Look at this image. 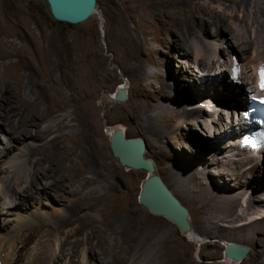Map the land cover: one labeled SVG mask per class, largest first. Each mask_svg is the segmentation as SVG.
<instances>
[{
  "label": "rangeland",
  "instance_id": "1",
  "mask_svg": "<svg viewBox=\"0 0 264 264\" xmlns=\"http://www.w3.org/2000/svg\"><path fill=\"white\" fill-rule=\"evenodd\" d=\"M224 1L196 0L198 5L203 8L205 18L211 19V15L206 11L207 8H211L225 21L223 28L229 30L228 32L224 31L227 33L225 37L212 35L211 31L215 28L213 24H208L205 19L198 17L195 20L190 15L192 13L191 6L194 5L189 0H96L95 11L85 21L78 24L53 20L48 15L44 4L39 0H0V97L2 98L0 103H4L6 109L8 108L6 113L16 115L12 117L17 121L21 117L25 118L28 114L30 115V113L39 117L37 114L38 103H65L63 107L65 113H72L71 117L75 121H72L73 124H70L66 129L56 131L54 135L65 133L76 138L74 156H84L92 170L95 168L96 171L97 166L102 162V157L112 160V166L116 168V172L111 174L113 187L106 188V199L116 204L123 215H127L128 208H133L144 217L146 224H161L166 229L164 233L170 235L175 240L174 242L179 244L177 247L183 249L182 254L170 256L168 264H203L204 262L206 264H264V256H258L259 248L255 246L252 234L249 238H244V242L239 243L247 245L249 248L248 254L240 261L241 263L227 262L223 257V249L226 243H234L229 242L228 239L234 238L237 232L234 233V231L225 229L213 233L208 228V220L200 218L202 211L199 206L201 203L196 194L188 190L179 191L176 189L172 170L169 169L170 165L182 162L180 160L184 154L196 156L199 159L196 154L191 153L186 148L190 142L185 138L189 132V128L187 129L185 125L188 127L189 124L187 125L184 119L175 123L171 118L167 119L165 121L172 130L162 137H157L153 131V125H156L157 121L155 119L149 121L146 117V114L149 113L151 115L156 114V109L160 111L158 107H155L157 103H169L167 96L157 97L155 89H148L146 81L154 86V79L163 78L170 83L168 90L181 97L190 94L192 90L193 82L181 79L185 66L182 61H178L181 56H179L176 44L182 41L184 49H188L189 40L194 32L190 30L187 32L185 24L180 21L176 22L177 27L172 26V21H175V18L181 14L186 13V17L188 16L186 21L189 27L192 28L195 23L200 27L203 33H199V37L207 44L206 47L213 51L209 59L200 57L206 66L211 65V59L219 64L230 60L231 57V59L236 60L238 56L241 65L244 68L246 66L241 76L243 77L245 74L250 79L253 77V70L248 66L249 64L243 65L251 56V50L248 52L242 41L249 40L251 33L244 31L245 18L230 17L231 13L235 11L237 15L240 13L234 4V0ZM238 1L241 3L240 9L243 10L244 0ZM193 14L197 15V12ZM243 14H245L244 11ZM238 27L243 28L239 29ZM236 28L243 30V37ZM205 32L210 34L207 36ZM240 40L242 41L240 42ZM69 41H74L78 45L71 47V42L68 45ZM244 57L246 59L241 60ZM259 61L264 62V59ZM187 62L188 69L197 73L195 70L198 68L195 67L193 55H188ZM179 63L181 66L178 65ZM229 72L226 69L222 82L218 76L214 78H211L212 74L208 76L211 87L206 86V89L214 94L218 84L219 91L225 86L226 88L241 86V80L238 77L235 79L238 80L239 84L233 83L229 78ZM177 77H180L178 82L175 81ZM124 79L128 81L125 86L126 100L112 101L111 97L114 96L116 89L123 83ZM194 84H196L195 90L197 88L203 89V85L201 86L199 82L196 81ZM241 87L243 88V84ZM254 87L256 88V85ZM246 89L247 91L244 90V92L238 91V97L241 96L243 103L245 96L250 93L249 90H252L253 86L251 89L247 87ZM235 90L237 91L239 88H235ZM220 102L222 117L218 122L222 121L223 126H229L227 122L231 115L229 110L233 108V105L222 97ZM167 110H161V113H172L171 109ZM181 124H184L183 127ZM196 124L197 122L193 121L190 127L196 126ZM177 125H179V131L176 130ZM41 126V122L39 126L37 124L38 128L34 126L39 133L42 132ZM116 127L122 129L125 137L141 136L144 138L146 143L144 155L153 160L156 174L162 178L169 189L173 190L174 196L188 210V220L192 227L189 235L181 234L174 223L162 216L148 213L140 204L138 194L141 182L147 176V172L125 167L112 156L108 138L111 129ZM218 127L222 129L220 123H218ZM192 130L202 141L210 142L209 140H212V137L204 136L196 129ZM218 134L216 132V135ZM49 137L50 135H45L41 141L44 142ZM20 138L22 139V137ZM38 142L31 141L30 143L36 147ZM159 145H162L164 150L161 153ZM192 146L196 147L197 143L192 144ZM22 148V145L10 140L0 130V150L7 154H0V168H5L4 161L9 160L13 154ZM43 154L45 155V151ZM43 154L41 151L32 155L27 154L26 158H29L27 166L32 167L31 159L42 157L43 160ZM201 160L203 159L201 158ZM39 164L45 167L49 165L43 161H40ZM215 169L205 166L204 170L209 181L216 182L218 185L227 184L230 187L234 184L233 179H229V175L225 176L226 170H223L220 165L217 169H221L225 177L218 176L215 172L217 169ZM59 170L63 173L65 171L64 169ZM14 172L15 170L11 171L9 176H16L19 181L26 179L22 172H20L21 174ZM254 173H258L260 176L263 172L257 170ZM258 176L254 177L257 178ZM41 180L43 183L46 182L44 179ZM41 180L37 182L40 181L41 183ZM51 180L49 181L51 182ZM243 181L245 182V178ZM25 183L26 181L23 182V185ZM30 193L16 195L15 198L11 199L13 201L9 205L2 204L0 199V229H3L2 223L8 227L13 224L20 227L21 233H26L31 224H36L33 218L35 215L51 216L52 212H58V209L59 214L66 213L64 209L68 208L69 202L65 191L58 194V198L53 196L51 191L46 195L33 189ZM64 202L68 205L65 206ZM217 220L214 219V221ZM122 222L119 218L116 221V226L120 228ZM125 224L126 231L134 227L129 223ZM201 224L206 227L207 238L200 230ZM59 228L65 230L64 225ZM85 233L86 231L83 229L82 235L78 233L79 235L69 236L68 243L64 245V254L61 255L59 247L64 235L50 229L48 234L50 250L47 263L95 264L88 261L84 243L78 242L75 250L68 246L71 241L75 242L74 238L85 236ZM238 233L242 234L243 232ZM36 235L32 236L33 240L39 238H37L39 233ZM123 237L125 240L127 235H123ZM10 240L0 231V264H25L29 244L18 242L16 239L11 240V242ZM205 249L211 251L209 260L202 258L201 253ZM17 251L20 252V258L15 261V252ZM128 263L129 260L126 264Z\"/></svg>",
  "mask_w": 264,
  "mask_h": 264
},
{
  "label": "bare ground",
  "instance_id": "2",
  "mask_svg": "<svg viewBox=\"0 0 264 264\" xmlns=\"http://www.w3.org/2000/svg\"><path fill=\"white\" fill-rule=\"evenodd\" d=\"M189 2L194 5L191 6L192 13H190V15L194 17L195 20L196 17H198L199 19H205L208 24H213L215 28L211 31L212 35L227 36V33H224V31L227 30H224L223 28V26H225V21H223L217 13L213 12L214 10L212 11L211 8L206 9L207 13L211 15V19L208 20V17L205 18L203 16L205 12L203 8L198 5L196 0H189ZM234 4L240 13L237 15L235 11L229 16H233V18H236L237 16L241 19L245 18L243 26L244 31H249L251 33L249 40L242 39L243 41L240 40V42L242 41L244 44L243 46L246 47L248 52L251 50V56L243 63V65L246 63L247 65L249 64L248 66L253 70H251L253 77L250 79L245 74L243 77L241 76L243 69H245L246 66L244 68V66L241 65L238 56L236 57V60L231 59V57L230 60L219 64L216 63L214 59H211V65L206 66L204 60L200 57L209 59L213 54V51L208 49L206 47L207 44H205L199 37V33H203L200 27H198L196 23L195 25H192V28L189 27L186 21L188 16L186 17V13L183 15L181 14L179 17L175 18V21H172V26L177 27L176 24L180 21L185 24V30L187 32H189V30L194 32L189 40L190 44L188 49H184V43L182 41H179L176 44L179 56H181L178 61H182L185 66L181 79L189 82L192 81L193 86L192 88L190 87L192 90L190 94L181 97L174 94L171 90H168L170 83L166 82L163 78L154 79V86L146 81L147 88L150 90L155 89L157 97L165 95L169 99V103H157L155 107H158L160 111L156 109V114L151 115V113H149L146 114V117L149 121L152 119L157 121L156 125L153 123V131L157 137H162L172 130L165 121L167 119L171 118L174 123L178 120L183 121L184 119L185 123L187 125L189 124L188 127L185 125L187 129L189 128V132L186 134L185 138L190 142L187 144L188 147L186 148L191 153L196 154L199 159L196 158V156L192 157L191 155L184 154L182 156L183 158L180 160L182 162L170 165L171 168L169 167V169L172 170V178L175 181L176 189L179 191L188 190L196 194L201 203L199 206L202 211L200 213V218L202 217L208 220V228L211 229L213 233L225 229L234 231V233L237 232L234 238L228 240L229 242H234L238 245H241L239 243H241L244 238H249L250 234H252L255 246L259 248L258 256L260 257L264 256V198H262L263 201L260 198L264 197V150H245V146H242L239 141V128L233 126L230 117L227 121L229 126H223L222 121L218 122V120L220 121V117H222L220 109L221 97L227 99V101L233 105L234 109L241 108L244 110L246 101L243 103L240 98L241 96L238 97V91H247L246 87L251 89L252 86L253 89L250 90V93L258 91L257 72L259 67L264 65V62L259 61L262 58L264 59V0H244L243 10L240 9V1L234 0ZM243 11L245 14H243ZM194 12H197V15H195L196 13L193 14ZM238 28L236 29H242ZM242 31H237L238 33L241 32V37H243ZM209 34V32H205V35L208 36ZM70 42L72 44L71 47H76L78 45H76L74 41H69L68 45ZM189 54L193 55L195 67L199 70L195 71L198 74L192 71V69H188L189 65L187 60ZM246 57L240 59L245 60ZM238 62L240 63L238 64ZM178 65H180V63ZM234 66L238 69L236 77L241 80V86L243 84V88L241 86H234V88H226V86L224 88L221 86V91H219L218 84L215 93L211 94L208 89H206V86L209 88L211 87L210 81H208V76L211 74V78L218 76L219 80H221L220 82H222L226 69L232 74ZM178 78L180 77H177V79L175 78L176 82L180 81ZM196 81L199 82L201 86L203 85V89H194V86L196 85L194 83ZM127 82L128 81H125L119 85V87L125 89V92ZM255 85L256 88L254 87ZM213 87L215 86L213 85ZM235 88H239V90L236 91ZM256 95L262 94L256 92ZM0 100L2 101L1 97ZM64 105L65 103L58 102L47 104L38 103L37 114L39 117L30 113V115L26 114L27 116L25 118L21 117L15 121L13 117L16 115L13 116L12 113H9L10 115H8L6 113L8 108L6 109L4 103H0V130L4 132L10 140L23 146V148L16 154H13L9 160L4 161V165L6 164L5 168H0V172L2 173L0 176L1 203L9 205L13 201H11V199L15 198L16 195H26L32 192L33 189L38 193L40 192L46 195L51 191L52 195L56 198H58V194H62L65 191L67 194L66 196L68 197V200H66L69 202V206L64 202L65 206L68 207L67 209H64L66 211L65 214H59L60 211L58 209V212H52L51 216L47 214L49 217L45 215H35L33 218L35 219L36 224H31L30 227L27 228L26 233H21L20 227L17 225L14 226L12 224L8 227L4 223L1 224L3 229H0V231L3 232L5 236H8L11 240L16 239L18 242L29 244L26 252L25 264H48V253L50 250L48 247V234L50 229H54L55 232L60 234L63 233L64 235L59 247V253L61 255L64 254V245L68 243V237L78 233L81 234L82 230L85 229V236L77 237V239L74 238L75 242L71 241L68 246L75 250L78 242L84 243L88 261L95 264H126L128 260V264H168L170 256L174 254H176V256L182 254V247H177L179 244L174 242L175 240L170 235L164 233L166 232V229H164L161 224H146L147 222L144 217L137 213L136 209L133 208L127 209L126 217L122 214L116 204L109 202L106 199V188L113 187L111 174L113 175V173L116 172V168L112 166V160L102 157V162L97 166L96 171L95 168L92 170L89 167V162L86 161L84 156H74L76 150V138H72V136L65 133L54 135L56 131L64 128L66 129L70 124H73L71 123L72 121H75L74 118L71 117L72 113H65L63 109ZM167 109H171L172 113H161V110L166 111ZM153 111H155V109H153ZM193 121L197 122V124L196 126L190 127V124L193 123ZM40 122L42 124L41 133L36 129L37 124L39 126ZM218 123H220L222 129L218 127ZM183 125L181 124V127H183ZM116 129L121 128H112L110 135ZM178 129L179 125H177L176 130ZM192 129L200 131L204 136L212 137L213 141H202ZM216 132L219 134L216 135ZM122 133L124 135L123 131ZM45 135H50V137L42 142L41 140L45 138ZM20 137H22V139ZM142 139L144 140V138ZM31 141L39 142L36 147H33L31 145L32 143H30ZM194 143H197L196 147L192 146ZM202 143L204 145L200 146L199 144ZM159 150L160 153L164 151L162 145H159ZM37 151H41L42 154L43 151H45V155L43 154V160L42 157H37L34 160L31 159V162L33 163H31L32 167H29L30 165L27 166L29 160V158H26V156H28L27 154L32 155ZM0 154L5 155L6 152L0 150ZM112 156L114 155L112 154ZM144 157L146 156L144 155ZM115 158L117 159V157ZM201 158L203 160H201ZM40 161L47 162L46 165H49L47 167L42 166L39 164ZM151 161L154 166L152 159ZM122 165L128 167L124 164ZM219 165L223 170H226L225 176L229 175V179H233L234 184H232L231 187L227 184L218 185L216 182L214 183L207 179L204 170L205 166L217 169ZM12 168L15 172H22L26 176V179L24 180L26 181L25 185H23L24 181H19L16 176H9V173L14 171L11 170ZM59 169H64V173ZM257 170H261L263 173L258 176V173H254ZM58 172L61 173L58 174ZM146 172L147 175H149V172ZM215 172H217L216 174L218 176H224V172L221 169H217ZM154 173H156L155 169ZM254 176L258 177L256 178ZM52 178L54 180H51ZM244 178L245 182L243 181ZM41 179L46 180V182L44 181L43 183ZM48 179L51 180V182ZM38 180H41V183L40 181L38 183ZM169 190L171 192L173 191L171 189ZM142 206L146 209L144 205ZM119 218L123 221L120 228L116 226V221ZM164 218L167 219L166 217ZM214 219L218 220L214 221ZM125 223L134 225L133 229L126 231L124 228L126 225ZM61 225L65 226V230L59 228ZM191 229L182 233L178 228L183 235H189ZM200 230L205 234V238H207L208 233L203 224H201ZM36 232L39 233V236H37L38 233ZM238 232L243 233L239 234ZM34 234H37V238L39 237L37 240L32 239ZM163 234L165 235L163 236ZM123 235H127L125 240ZM15 254L16 261V259L18 260L20 258V252L17 251ZM201 255L203 256V259L209 260L211 257V251H206L205 249ZM224 259L229 263H241L240 261L243 260L230 261L226 258ZM203 264L206 263L204 262Z\"/></svg>",
  "mask_w": 264,
  "mask_h": 264
},
{
  "label": "water",
  "instance_id": "3",
  "mask_svg": "<svg viewBox=\"0 0 264 264\" xmlns=\"http://www.w3.org/2000/svg\"><path fill=\"white\" fill-rule=\"evenodd\" d=\"M48 15L55 21L78 24L85 21L94 11L96 0H39ZM124 79L123 82H125ZM123 87H118L112 101L126 100ZM112 154L118 161L134 169H144L149 175L141 182L138 201L149 213L162 215L174 222L184 233L191 229L188 222V211L166 187L161 178L154 173L151 159L144 157L145 141L141 137H124L121 129H116L109 137ZM249 249L245 245L228 243L225 245L223 257L230 261L243 259Z\"/></svg>",
  "mask_w": 264,
  "mask_h": 264
},
{
  "label": "snow or ice",
  "instance_id": "4",
  "mask_svg": "<svg viewBox=\"0 0 264 264\" xmlns=\"http://www.w3.org/2000/svg\"><path fill=\"white\" fill-rule=\"evenodd\" d=\"M232 74H233V78H236V76L238 74V69L235 66L232 69ZM257 76H258L257 87L261 91H264V65H261L259 67L258 72H257ZM253 99H256V97H253ZM260 102L264 103V97L260 98Z\"/></svg>",
  "mask_w": 264,
  "mask_h": 264
}]
</instances>
